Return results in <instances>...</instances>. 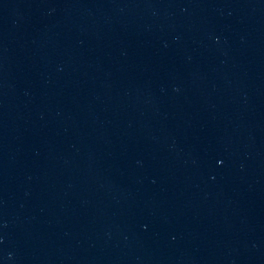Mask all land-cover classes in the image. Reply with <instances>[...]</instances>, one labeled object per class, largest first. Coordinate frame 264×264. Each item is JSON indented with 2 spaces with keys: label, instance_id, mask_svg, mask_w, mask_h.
<instances>
[{
  "label": "water",
  "instance_id": "water-1",
  "mask_svg": "<svg viewBox=\"0 0 264 264\" xmlns=\"http://www.w3.org/2000/svg\"><path fill=\"white\" fill-rule=\"evenodd\" d=\"M0 264H264V0H0Z\"/></svg>",
  "mask_w": 264,
  "mask_h": 264
}]
</instances>
